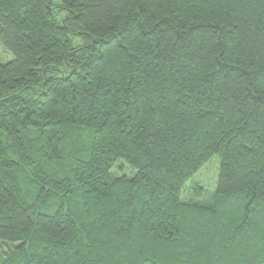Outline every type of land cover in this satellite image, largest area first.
Listing matches in <instances>:
<instances>
[{"label": "trees", "instance_id": "obj_1", "mask_svg": "<svg viewBox=\"0 0 264 264\" xmlns=\"http://www.w3.org/2000/svg\"><path fill=\"white\" fill-rule=\"evenodd\" d=\"M0 47V264H264V0H0Z\"/></svg>", "mask_w": 264, "mask_h": 264}, {"label": "rangeland", "instance_id": "obj_2", "mask_svg": "<svg viewBox=\"0 0 264 264\" xmlns=\"http://www.w3.org/2000/svg\"><path fill=\"white\" fill-rule=\"evenodd\" d=\"M56 11V19L59 22H62L66 18V11L62 9H55ZM71 39V43L73 46L81 45L85 41L86 37L81 35H69ZM12 56L3 50L0 47V61L4 62L10 60ZM69 68L67 66H59L57 74L67 73L69 72ZM38 88L37 85L34 86ZM218 172V157L217 155H213L206 163L202 165V167L192 176L190 177L184 184V190L181 196V199L184 201H188L189 199L195 200L193 198L194 189L193 187L199 185L203 188V198L204 202H208L212 192L215 189L216 177ZM1 249H4V246L1 245Z\"/></svg>", "mask_w": 264, "mask_h": 264}]
</instances>
